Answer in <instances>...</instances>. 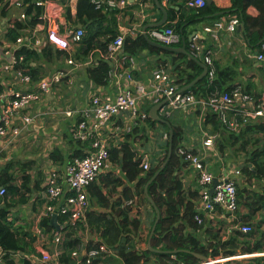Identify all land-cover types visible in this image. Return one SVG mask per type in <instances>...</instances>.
Wrapping results in <instances>:
<instances>
[{
	"label": "crops",
	"instance_id": "obj_1",
	"mask_svg": "<svg viewBox=\"0 0 264 264\" xmlns=\"http://www.w3.org/2000/svg\"><path fill=\"white\" fill-rule=\"evenodd\" d=\"M159 1L162 8L158 6L156 0H126L127 4L124 8L109 9L116 10L114 12V18L116 20L115 29L117 37L123 36L124 40H126L127 38H136L140 35L144 36V29L147 26L164 20V10L167 15V21L162 27L156 29H165L168 27H174L176 29L180 27V32H184L185 30L187 39H183L182 37L180 44L175 47L181 48L185 44L187 52L191 54L190 38L193 34L203 33L206 26H211L221 19L229 20L233 17L223 15L219 18H214L212 15H199V13L187 7L186 3L188 0ZM69 3L75 25H71L66 18L67 6L65 0H58V9L60 11L52 21L54 22L51 24L52 28H55L57 26L55 23L58 22L61 26V31L64 30L65 24L68 27L84 29L83 25L82 27H78L80 24L75 18L77 0H70ZM16 4L11 7L7 15L2 16L0 11V51L3 52L4 56L9 55L6 54L9 46L16 42V40H9L8 33L11 28H14L16 21H21L20 15L23 9ZM212 4L221 10H228L231 7L230 0H212ZM44 25L45 28L43 27V23L41 26L39 24L37 26V32H33V35L41 40V44L35 49H32L39 53L38 58L35 62H31V66L40 74L39 81L34 82L32 79V83L26 85L17 81L13 75L0 73L1 89H6L7 86H13L19 90H36L41 81L56 75L62 77L61 81L55 85L51 93L49 92L44 96L42 102L22 112V114H29L35 117L37 116L38 118L25 130L18 142L10 146L0 157V171L10 162L25 164L23 168L18 167L15 173V185L21 186L24 183V175L28 174L30 177L28 186H25L18 196L8 195V199H2L4 204L0 207H6L11 201L20 203L19 206L23 210L17 211L16 209L18 207L14 208V206L10 210V224L19 233L18 237L28 243L33 250L37 251L36 254L29 250L27 251L28 253L23 251L12 252L10 257L16 264H23L25 259H32L37 264H43L38 260L42 253H55L57 251L62 252L63 255L65 252L63 243H57L58 231L65 230L64 225L59 230L56 229L58 232L57 235H51V237L49 234H45L43 228H41V220L47 218L46 209L49 204L46 183L51 173L55 170L62 169L63 165L68 161V158L74 153L81 152L85 155L90 153V141L82 142L75 139L74 132L76 124L83 118L81 112L91 106L93 96L102 95L104 98L114 99L119 89L123 90L130 85L125 75H107L105 83L102 84H97L91 76L92 69L96 68L101 61H107L109 63V72L114 68V62L109 58L108 53L109 46L113 41L109 42L106 53L103 52L100 46H93L91 50L87 51L81 43L75 46L70 53L60 51L48 43L47 28L49 24L47 22V25L45 23ZM153 30V28H148L147 34L150 39L155 41L151 35ZM242 32V30L241 32L237 30L235 34L221 32L218 41L203 33L204 39L202 42L206 49L213 51L215 68L235 72V75L229 83L230 85H233V87H241L248 92L264 96V63L257 60L256 55L258 50L249 48ZM19 33L20 36H28L30 30H21ZM110 38L111 36L109 35L101 42L105 45L106 40ZM96 42L100 41L97 39ZM47 46L53 50V52L47 53L48 58L46 57L47 54L45 56L41 54ZM57 53H62V56H58ZM121 54L129 55L134 59V65L132 67L124 68L127 71L126 74H132L136 83H141L145 86L154 82L153 74L160 67L169 68L172 75L178 79L179 75L174 67L175 65L184 63V60L178 58V54L176 53L168 55L153 52L150 49H145L133 55L128 53L124 46L123 50L117 54L118 58ZM4 56H1L0 52V64L10 62ZM187 58L193 60L189 56ZM71 59L77 66L69 64ZM196 59L198 60L197 64L200 66V63H203L202 59ZM112 74L115 73L112 72ZM186 86L182 87L178 84V91L185 93L186 91L183 90ZM154 106L153 103L146 102L143 104V109L149 113L150 111L148 110H151ZM159 115L161 118L164 117L160 112ZM214 115L216 114H212L206 109L189 108L175 112L173 117L168 118V120L171 125L182 130V142L195 151H200L202 141L206 135L213 134L215 136V147L207 150L205 153L206 165L215 179L221 180L228 177L234 170L239 168L242 171L243 169L249 168L256 174L257 172L255 171L257 168L264 167V121L253 122L248 125L242 124L238 131H230L223 126L214 128V124L211 122ZM234 118L235 113H230L229 119L233 120ZM239 119L241 118L238 115L237 120ZM125 121L127 123L130 121L125 114L114 118L108 127L102 131L100 135L102 140L110 149H119L123 144H129L133 151L138 152V158L141 155L148 154L158 161L167 148L168 139H166L165 135L169 133V138L170 129L168 132L166 127L163 126L164 124L152 125L147 120L141 128L134 129L131 134L123 135L118 133L116 129L123 126ZM13 123L22 125L21 117L16 115L13 118ZM53 153L64 157V163L60 164L55 162L52 157ZM260 154L262 155L258 156ZM118 170L121 172L120 175L122 177L116 175ZM109 174L125 181L121 166L110 160V168L106 169L94 184L101 188L110 202H114L117 198L122 197L123 187L111 191L108 187L103 186L100 181L101 176ZM243 175L242 180H239L240 188H248L251 195H260L263 197L264 177L261 180L254 179L252 182H249V178L244 172ZM182 176L183 180L181 181L187 197L191 193L200 191L198 178L193 170H185L182 172ZM124 185L130 184L126 180ZM92 194L89 189L90 211L97 210L98 212L112 215V211L108 208L101 207L97 203V200L92 197ZM134 195L136 196V192ZM135 199L137 200V205L133 208L130 216L137 218L141 222V227L136 237H130L126 248H136L139 251H144L148 248L149 231L152 226L154 214L149 205L142 201L141 197L138 198L136 196ZM252 201L253 197H251L248 203ZM199 203V200H194L196 211ZM248 203L240 202V210L234 215L229 214L220 207H217L211 213L203 211L200 214L203 223H197V228L188 227L183 231L186 237L189 235L192 238H196L199 244L205 248L211 245L210 253L213 252V247H219V243L227 244L225 248L219 247V256H205L207 261L199 259V264H264V208L255 216H250V204ZM244 224H249L253 227V231L255 232L253 236H246L241 233L239 228ZM69 230H74L75 236L83 244L100 239L98 234L92 233L87 226L82 224ZM45 235L52 242L49 245L41 240V237ZM60 235L62 238L64 237L62 233ZM32 237H34V240ZM259 242L263 243L262 249L259 251H250ZM225 252H232L233 255H224ZM193 253L198 254L196 252ZM256 259H261V261H255ZM172 260H176V257L173 256ZM95 264H124V262L118 252L114 251L113 254H107L103 258L98 259ZM144 264L164 263L159 261L157 256L150 255Z\"/></svg>",
	"mask_w": 264,
	"mask_h": 264
},
{
	"label": "built area",
	"instance_id": "obj_2",
	"mask_svg": "<svg viewBox=\"0 0 264 264\" xmlns=\"http://www.w3.org/2000/svg\"><path fill=\"white\" fill-rule=\"evenodd\" d=\"M170 0H163L169 2ZM62 2V1H60ZM96 9L109 10L121 9L127 4L126 0H92ZM23 9L20 15L21 21L27 20V15L22 2L16 4ZM38 7L43 8L42 19L47 25V41L60 51L71 52L75 46H78L85 36L82 28L68 27L61 31V26L57 22L55 28L51 27L54 17L59 13L58 0H45L36 3ZM70 5V3H69ZM187 7L192 10H201L207 6L206 0H188ZM47 21V22H46ZM43 23V27L45 25ZM38 26V25H37ZM41 26V24H40ZM241 26L238 17L233 16L229 20L221 19L211 26H206L203 33L209 35L215 41L220 39V33L235 34ZM33 32H37V27L30 30L28 36H20L13 45L9 46L6 54L12 58L11 62H3L0 64V73L4 75H13L14 78L26 85L32 83V77L25 74L22 70H18L17 66L21 65L25 58L17 56V52L21 49H35L41 44V40L37 39ZM203 33H196L190 42L191 54L194 58H201L203 64L208 68L207 76L210 83L215 79L216 68L213 60V51L206 49L202 40ZM156 42L166 46H175L180 44L181 35L176 32L173 27L165 29H154L151 33ZM124 37L118 36L109 46V58L114 62V68L110 70L108 76L119 74L126 76L129 80V87L118 90L114 99L104 98L102 95H94L92 104L89 108L81 112L82 119L75 126V139L82 142L90 141L91 151L85 157H73L69 159L60 170L51 173L46 183V192L49 200L46 212L47 216L57 215L59 218L67 217L63 223L64 228L77 227L79 224L87 226V214L90 211L89 189L97 182L99 176L110 168V148L100 137L114 118L125 114L129 118V122H124L123 126L116 129L118 133L128 135L136 128L144 126L149 113L143 109L146 102L157 105L163 101L166 104L159 111L166 118H172L173 114L180 110L189 108H200L208 110L212 114L218 116L221 126L230 131H238L241 125H248L264 121V101H258L253 95L246 93L241 87L228 92H217L212 94L208 99H204L194 93H182L178 91L177 79L172 75L171 70L167 67L158 68L154 74V82L148 86L136 83L132 74H126L125 67H132L134 59L126 54L118 53L124 48ZM35 46V47H34ZM257 60L264 63V42L261 49L256 55ZM70 65L77 66L71 59ZM114 72L115 74H112ZM61 76H53L52 78L41 81L36 90H19L13 86H7L6 89H0V157L10 147L18 142L25 130L33 124L38 118L37 116L22 114L23 111L29 110L34 105L43 101L47 93H51L52 89L61 81ZM1 88V87H0ZM235 113L233 120L229 119V114ZM70 115L69 112H67ZM18 115L21 117L22 125L13 123V118ZM238 115L241 119L237 120ZM168 139V134L165 135ZM215 147V136L213 134L206 135L202 141L200 151H195L181 143L178 148V155L185 163L182 172L187 169L193 170L198 178L200 199L197 206V214L195 221L198 224L203 223L200 216L201 212L211 213L217 207L231 215L236 214L240 210L238 202L237 184L244 176L242 169H236L231 175L223 179H218L215 186V177L208 170L205 160V153ZM141 167L145 172L150 170L152 163L157 160L148 154L141 155ZM182 172L179 178L183 180ZM214 188L211 194L210 190ZM7 191L4 187L0 188V198H4ZM4 204L2 201L0 207ZM126 205L135 208L137 200L126 203ZM62 228V226H60ZM242 234L248 235L253 232V227L249 224L240 226ZM60 232V231H59ZM57 243H62L63 238L57 235ZM88 242L81 244L72 252V259L75 264H93L94 261L103 258L107 254H113L106 243L101 239L95 241L94 248L87 249ZM8 253L0 247V264L5 263V256ZM62 252L42 253L38 258L43 264H62L60 261Z\"/></svg>",
	"mask_w": 264,
	"mask_h": 264
},
{
	"label": "trees",
	"instance_id": "obj_3",
	"mask_svg": "<svg viewBox=\"0 0 264 264\" xmlns=\"http://www.w3.org/2000/svg\"><path fill=\"white\" fill-rule=\"evenodd\" d=\"M18 1H21L24 5L25 12L27 15V20L16 21L14 28H11L8 36L9 40L15 41L19 38L21 30H34L37 25L44 23L42 19L43 8L38 7L36 3L38 1L45 0H0V11L1 15H7V12L14 6ZM69 1L65 0L67 6V20L71 25H75L73 22V15L71 8L69 7ZM231 7L228 10H221L217 8L214 4L207 6L201 10H194L199 15H212L214 18H219L223 15L236 16L241 21L242 33L252 50H260L264 42V0H230ZM116 10H101L96 9V6L92 3V0H77L75 18L80 25H83L86 33L81 42L85 46L86 50H91L93 46L102 47L103 52L106 53L108 44L110 41H114L117 38V33L115 29V18L114 12ZM219 13V14H218ZM215 15V16H214ZM106 23V26H105ZM174 28V27H173ZM83 29V30H84ZM181 35V38L187 39L186 32H180V27L175 29ZM111 36L110 39L106 40L104 45L102 40L107 36ZM18 37V38H17ZM100 42H96V40ZM125 49L130 54H138L145 49H150L153 52L165 53L172 55V52H166L154 46H151L143 35L136 38H127L124 41ZM177 46V45H175ZM174 46V47H175ZM48 52H53L50 47H45L42 51V55L45 56ZM17 56H24V62L17 66L18 70H22L25 74L31 75L34 82L39 81V72L31 66V62H35L38 58L39 53L36 50L21 49L17 53ZM58 56H62V53H57ZM48 58V54L46 55ZM178 58L183 59L184 63L181 65H175V70L178 72L177 84L180 86H186L198 78L202 73L203 69L197 64V62L187 58L184 54H178ZM109 63L107 61H101L96 68L92 69L91 76L97 84L105 83V79L109 72ZM189 71V72H188ZM235 75L234 71L219 70L216 68L215 79L212 83L209 82L208 76L201 79L194 87L186 91L185 93H194L198 96H203L205 99L210 97L212 94L223 91H232L237 86L230 85L231 79ZM1 89V88H0ZM245 90V89H243ZM246 93L253 95L258 101H263L264 96L261 94H254L252 92ZM150 111V109L148 110ZM211 117H213L211 115ZM165 120L168 118L163 117ZM148 121L152 125L161 124L157 121H153L150 118ZM211 122L214 124V128L221 127L220 122H218V117L214 115ZM166 127L169 132L167 125ZM171 129L174 132L173 138V154L167 167L160 173L156 180L149 186V195L152 197L161 212V219L157 224L155 234L152 239V247L156 250L163 252H173L177 253H161L155 254L147 248L144 251H139L136 248L127 249L126 245L129 242L130 237H136L137 232L141 227V222L137 218H132L130 213L133 208L126 205L127 202L133 200L136 196L141 197L143 201L149 205L154 214V219L152 226L149 231V236L151 234L152 228L155 224L156 213L153 207L148 202L144 188L150 181V179L155 175V173L161 168L168 156V147L170 142V136L167 140V145L165 153L156 162L152 163V167L147 172L141 167V160L137 157V153L132 150L129 144H123L119 149L111 148L110 155L111 160L115 164L121 166L123 175L125 176V181L130 185H124L125 181L121 178H116L112 174L101 176V183L103 186L108 187L109 190L115 191L120 187L122 189V197L117 198L114 202H110L109 199L104 195L101 188L93 184L90 191L93 193L92 197L97 200V203L101 207L108 208L113 214L103 213L96 211H89L87 214V227L92 233H96L100 236L101 242L106 243L111 249L118 252L122 258L124 264H144L148 256L155 255L158 260L164 264H199L200 260L196 258L192 253L196 252L206 257H217L219 256V247L225 248L226 243H219V247H213V252L210 253L211 245L206 248L199 244L196 238L191 236H185L183 231L190 228H197V222L195 221V216L197 211L195 210L194 200L200 199V192L196 191L191 193L190 196H186V192L183 188V183L179 178L185 163L179 157L177 151L179 146L183 141V132L180 128L171 125ZM137 132V130H136ZM169 135V133H168ZM262 154L258 155L261 156ZM86 155L81 152H76L68 158L73 157H85ZM53 160L60 164L64 163V157L59 156V154H52ZM18 167H25V164L10 162L7 163L0 171V187H4L7 191L5 198L8 199V195H19L20 191L28 186L29 175L23 176L24 183L21 186L15 185L16 171ZM244 174L249 178V182L255 180H261L264 177V167L257 168L255 172H252L249 168L243 169ZM136 192V196L134 193ZM238 192V202L248 203L253 197V201L250 204V216H255L260 210L264 208V196L251 195L248 188H237ZM22 202V201H20ZM16 202L11 201L6 207L0 208V247H2L8 254L5 256L4 264H16L15 261L10 257L12 252L23 251H33L34 254L37 251L33 250L28 243L20 239L19 233L15 231L10 224L9 215L12 206H15ZM247 205V204H245ZM52 216H47L41 220V228H43L45 234L57 235L58 231L51 224ZM67 220V217H59L58 223L59 228ZM75 227H70L62 229L59 234H63V249L65 252L60 258L62 264H75L72 259V252L82 244V241L77 239L74 230ZM69 230V231H68ZM255 232L246 236H253ZM131 235V236H129ZM264 236V234H263ZM34 240V237H32ZM95 241H90L88 243L87 249L90 250L94 248ZM263 243L259 242L256 244L253 250L259 251L262 249ZM191 251V252H187ZM233 253L225 252L224 255ZM175 256L176 260H172ZM255 261H261V259H256ZM97 262L94 261L93 264ZM23 264H37L32 259H25Z\"/></svg>",
	"mask_w": 264,
	"mask_h": 264
},
{
	"label": "water",
	"instance_id": "obj_4",
	"mask_svg": "<svg viewBox=\"0 0 264 264\" xmlns=\"http://www.w3.org/2000/svg\"><path fill=\"white\" fill-rule=\"evenodd\" d=\"M157 4L159 7H161V3L159 0H156ZM208 6H210L212 4V0H206ZM162 8V7H161ZM164 12V20L159 22V23H156V24H151L149 26H147L145 29H144V37L145 39L147 40V42L151 45V46H154L156 48H159L161 50H164L166 52H172V53H176V54H184L186 56H189L191 57L193 60H195L197 63H198V60L196 58H194L192 56V54H189V52H187L186 50V45L183 44V46L181 48H177V47H174V46H166V45H163L159 42H156V41H153L152 39L149 38L148 34H147V29L148 28H153V29H156V28H160L162 27L166 21H167V15L165 14V11L163 10ZM78 27H82V25H79ZM242 30V26H240L238 28V32H241ZM195 34H193L190 38V40L192 39V37L194 36ZM1 52V56H4L3 55V52ZM4 58L10 60L11 62V56H4ZM200 66L202 67L203 69V73L198 77L196 78L193 82H191L188 86H186L184 88L183 91H187L189 89H191L192 87H194L201 79L207 77V72H208V68L205 64L203 63H200ZM166 104V101H163L157 105H155L149 112V117L151 120L153 121H157V122H160L164 125H167L170 129V142H169V148H168V156H167V159L166 161L164 162V164L161 166V168L155 173V175L150 179V181L148 182V184L145 186L144 188V193H145V196L148 200V202L150 203V205L153 207V209L155 210V213H156V220H155V224L152 228V231H151V234H150V237H149V240H148V248L151 252H154V253H177V251H173V252H163V251H160V250H156L152 247V239H153V236L155 234V231H156V227H157V224L159 223L160 219H161V212H160V209L158 208V206L156 205V203L154 202V200L152 199V197L149 195V186L156 180V178L160 175V173L162 171H164V169L167 167L168 163L170 162L171 160V157H172V154H173V138H174V132L173 130L171 129V124L170 122L164 120L163 118L160 117L159 115V111L161 110V108ZM215 186L218 184V180L215 179ZM211 194L214 192V188H212L210 190ZM51 224L57 229L59 230V225H58V217L57 215H54L52 216V219H51ZM188 252V251H187ZM193 255L198 258V259H202V260H205L207 261V258L203 255H200V254H195L193 253Z\"/></svg>",
	"mask_w": 264,
	"mask_h": 264
},
{
	"label": "rangeland",
	"instance_id": "obj_5",
	"mask_svg": "<svg viewBox=\"0 0 264 264\" xmlns=\"http://www.w3.org/2000/svg\"><path fill=\"white\" fill-rule=\"evenodd\" d=\"M121 174V172L118 170L117 172H116V175L118 176H121L120 175ZM122 177V176H121ZM240 180H242V178L240 179ZM240 188V186H239V181H238V184H237V188ZM140 198V197H139ZM142 201H143V199H142ZM144 202V201H143ZM145 203V202H144ZM20 205V203L19 202H16V204H15V206H14V208H17L16 210L18 211V210H23V208L21 207V206H19ZM16 213V212H15ZM14 213V214H15ZM254 230V229H253ZM41 240L42 241H44L45 243H48V245L50 244V242H51V240L45 235V236H42L41 237ZM52 243V242H51ZM41 256H42V254H41Z\"/></svg>",
	"mask_w": 264,
	"mask_h": 264
}]
</instances>
